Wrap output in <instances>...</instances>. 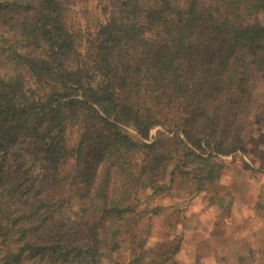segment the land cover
<instances>
[{
	"label": "trees",
	"instance_id": "trees-1",
	"mask_svg": "<svg viewBox=\"0 0 264 264\" xmlns=\"http://www.w3.org/2000/svg\"><path fill=\"white\" fill-rule=\"evenodd\" d=\"M107 1L83 52L65 0H0V264H104L125 245L116 264H177L178 184L231 205L218 181L256 142L264 0Z\"/></svg>",
	"mask_w": 264,
	"mask_h": 264
},
{
	"label": "rangeland",
	"instance_id": "rangeland-1",
	"mask_svg": "<svg viewBox=\"0 0 264 264\" xmlns=\"http://www.w3.org/2000/svg\"><path fill=\"white\" fill-rule=\"evenodd\" d=\"M65 4L67 22L82 35L80 50L85 52L86 38L106 21L110 1L65 0ZM28 83L34 87L31 78ZM257 86L260 107L254 115L256 142L238 147L224 157L226 165L218 181L224 187L221 192L233 194L231 205L220 209L204 191L197 192L194 186L185 184H178L165 200V214L176 208L183 210L184 223L178 230L184 240L176 256L177 264H264V80ZM158 130H152V139ZM71 135L73 139L76 133ZM244 160L251 169L246 168ZM162 222L161 218L155 219V236L150 242L156 240ZM114 256L104 264L129 261L128 245Z\"/></svg>",
	"mask_w": 264,
	"mask_h": 264
}]
</instances>
